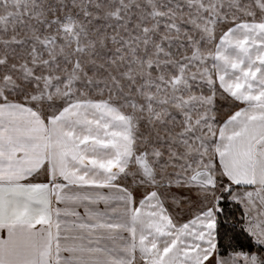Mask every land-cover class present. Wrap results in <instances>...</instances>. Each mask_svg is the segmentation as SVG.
I'll list each match as a JSON object with an SVG mask.
<instances>
[{"label": "snow or ice", "instance_id": "obj_1", "mask_svg": "<svg viewBox=\"0 0 264 264\" xmlns=\"http://www.w3.org/2000/svg\"><path fill=\"white\" fill-rule=\"evenodd\" d=\"M0 264H264V0H0Z\"/></svg>", "mask_w": 264, "mask_h": 264}, {"label": "trees", "instance_id": "obj_2", "mask_svg": "<svg viewBox=\"0 0 264 264\" xmlns=\"http://www.w3.org/2000/svg\"><path fill=\"white\" fill-rule=\"evenodd\" d=\"M242 243L246 244L247 242L246 241H242Z\"/></svg>", "mask_w": 264, "mask_h": 264}]
</instances>
